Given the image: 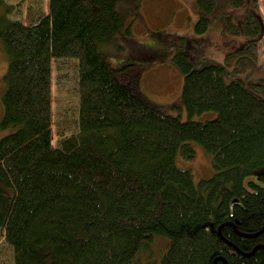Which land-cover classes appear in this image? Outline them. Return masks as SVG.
Wrapping results in <instances>:
<instances>
[{
    "label": "trees",
    "instance_id": "obj_1",
    "mask_svg": "<svg viewBox=\"0 0 264 264\" xmlns=\"http://www.w3.org/2000/svg\"><path fill=\"white\" fill-rule=\"evenodd\" d=\"M122 3L49 0L48 14L24 24L0 0L9 61L0 229L14 264H264V84L258 96L227 64L194 68L180 49L182 104L190 116H217L183 121L165 112L143 96L132 63L109 58L120 57ZM196 3L195 30L204 34L218 0ZM245 20L250 39L236 53L252 64L262 24L256 12ZM69 59L78 131L53 147V60ZM192 142L212 155L215 170L197 183L177 164L180 153L193 156ZM156 238L168 242L159 259L151 258Z\"/></svg>",
    "mask_w": 264,
    "mask_h": 264
},
{
    "label": "rangeland",
    "instance_id": "obj_2",
    "mask_svg": "<svg viewBox=\"0 0 264 264\" xmlns=\"http://www.w3.org/2000/svg\"><path fill=\"white\" fill-rule=\"evenodd\" d=\"M125 30L119 39V55L109 56L113 62L132 63L140 77V90L151 103L165 112L179 116L181 120L205 121L215 118V111L196 113L190 116L181 102L184 77L174 62L175 52L182 50L190 58L194 68L209 64H227L233 78H239L256 95L262 96L258 85L264 84V0H256L255 7L245 0H218L215 18L208 31L198 34L195 23L198 18L197 0H121ZM10 7L8 18L24 24L36 21L49 12V0H3ZM252 5V4H251ZM256 12L262 24L256 58L252 64L245 53H236L245 41L246 20L249 12ZM2 9L0 8V14ZM233 55L231 58L228 56ZM8 55L0 44V122L4 107L2 96L7 88L5 75ZM61 62V63H60ZM248 64L247 67L244 65ZM73 59L53 60L52 71V145L58 146L61 139L78 131L80 105ZM121 63V64H123ZM0 136L3 134L0 131ZM194 154L187 158L181 153L177 157L180 168L190 169L194 181L208 179L214 175L212 155L203 145L192 142ZM259 171L246 179V184L257 178ZM168 242L156 238L153 246L161 258ZM0 264H14L12 247L6 242L0 229Z\"/></svg>",
    "mask_w": 264,
    "mask_h": 264
},
{
    "label": "water",
    "instance_id": "obj_3",
    "mask_svg": "<svg viewBox=\"0 0 264 264\" xmlns=\"http://www.w3.org/2000/svg\"><path fill=\"white\" fill-rule=\"evenodd\" d=\"M235 202H236V203H238V200H234V201L232 202V205H234V203H235ZM227 224L234 225V223H232V222H229V223H227ZM222 227H223V226H221V227H220V229H219V234H221V233H222V232H221V230H222ZM225 264H226V263H225Z\"/></svg>",
    "mask_w": 264,
    "mask_h": 264
}]
</instances>
